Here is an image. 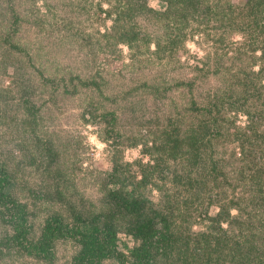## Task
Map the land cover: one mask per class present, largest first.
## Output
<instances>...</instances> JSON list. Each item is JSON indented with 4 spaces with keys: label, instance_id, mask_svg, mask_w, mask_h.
<instances>
[{
    "label": "rangeland",
    "instance_id": "374dc122",
    "mask_svg": "<svg viewBox=\"0 0 264 264\" xmlns=\"http://www.w3.org/2000/svg\"><path fill=\"white\" fill-rule=\"evenodd\" d=\"M224 1L233 9L232 24L223 26L210 18L206 3L197 12L187 9V20L173 16L149 21V15L137 16L131 28L141 35L131 44L116 37L115 30L123 23L118 17L123 0H0V165L12 174L8 189L28 212L30 238L38 237L46 219L57 211L70 218L72 204L86 214L101 211L111 174L126 184L133 175L140 179L143 165L152 164L159 155L152 148L153 139L161 143L170 120L195 121V114L187 111L192 98L207 102V96L231 84L230 73L241 64L249 66L253 56L252 68L261 66L262 7L256 0L207 3ZM156 2L154 9H166L165 0ZM176 34L185 35L183 42L158 56L155 39L164 44L166 37ZM237 34L243 39L235 40ZM255 37L263 48L252 52ZM188 41L196 44L195 53L185 46ZM120 45L127 46L126 53ZM238 49L246 52L243 61L234 58ZM217 68L222 73L215 72ZM231 116L238 125L247 123L242 111ZM91 136H98L107 147L101 151L91 143ZM139 145L143 146L139 156L129 152L132 159L126 160V150ZM229 150L224 153L219 147L215 157L228 158ZM170 162L165 165L172 167H165L155 178L160 184L168 181L174 191L171 182H178L184 166ZM240 187L232 193H239ZM143 193L155 204L164 205L167 199L165 190L153 182ZM242 195L249 199V193ZM216 208L206 199L192 208V234L214 223ZM0 209L6 214H0L3 239L14 233V227L8 221L10 212L4 205ZM237 231L231 234L239 237ZM119 236L118 251L128 256L137 240L124 230ZM78 250L75 240L59 239L55 255L43 259L12 243L0 247V264H73ZM102 264H121V260L110 257Z\"/></svg>",
    "mask_w": 264,
    "mask_h": 264
},
{
    "label": "trees",
    "instance_id": "16d2710c",
    "mask_svg": "<svg viewBox=\"0 0 264 264\" xmlns=\"http://www.w3.org/2000/svg\"><path fill=\"white\" fill-rule=\"evenodd\" d=\"M165 1L166 9L161 11L150 7L147 0H123L125 6L118 12L123 23L115 30L118 40L132 44L139 38L141 33L131 28V20L137 16L149 15V21L150 17L162 21L173 16L187 20L185 11L193 8L197 12L204 3L207 15L217 23L224 26L234 19L232 7L225 1L214 6L208 0ZM256 3L264 12V0ZM184 37H166L164 44L155 39L156 53L161 56L172 52ZM224 39L222 35L217 41L221 44ZM258 40H251L252 52L261 47ZM262 52L264 58V48ZM235 53L236 61H243L246 52L238 49ZM253 58L249 66L241 64L230 73L234 79L231 84L207 94V102H203L205 98L191 99L187 111L195 114V121L170 120L161 143L158 138L153 139L152 148L159 155L152 164L143 165L140 179L133 175L126 184L111 174L101 211L86 214L72 204L70 218L57 211L46 219L40 235L30 238L28 212L8 189L12 174L1 164L0 206L10 212L8 221L13 224L14 233L0 239V247L13 243L29 255L51 259L56 241L71 238L79 245L73 264H102L110 257L119 258L121 264H264V62L258 72L254 71L256 57ZM222 70L217 68L215 72ZM239 111L247 116L245 126L238 125L236 117L231 116V112ZM219 147L224 153L230 149L228 158L215 157ZM170 160L184 166L177 175L178 182H171L174 191L169 190L168 181L160 184L155 178L156 174L162 175L165 167H172L165 165ZM151 182L165 190L164 205L155 204L144 195L143 189ZM237 187L239 193H232ZM244 192L249 193V199L242 195ZM205 199L218 205L220 211L213 217V224L206 223L203 230L192 234V208L202 205ZM233 208L238 210L235 216L231 214ZM0 214L4 216V210L0 209ZM222 221L228 222L229 227H222ZM121 230L137 240L128 256L118 251ZM234 230H238L239 237L231 234Z\"/></svg>",
    "mask_w": 264,
    "mask_h": 264
},
{
    "label": "clouds",
    "instance_id": "9594fccd",
    "mask_svg": "<svg viewBox=\"0 0 264 264\" xmlns=\"http://www.w3.org/2000/svg\"><path fill=\"white\" fill-rule=\"evenodd\" d=\"M105 8H107L109 5L108 4H104L103 5ZM149 6L150 7H157V2L156 0H149ZM103 30V29H102ZM235 40L239 41V40H242L243 37L239 34H237L235 37H234ZM190 51H192L193 53H195L197 51V48H196V44L194 42H191V41H188L186 42V45H185ZM121 48H123L125 50V53L127 52V46L126 45H120ZM153 49L155 48V45L152 46ZM262 53L258 50L256 55L259 56L261 55ZM200 55L202 56L203 53L201 52ZM254 71H259L260 70V65L257 64L256 66H254ZM244 119H246V117H244ZM89 127H91V125H89ZM90 141L92 144H94L97 148H99L101 151L107 147V144H105L104 142L100 141L98 136H91L90 137ZM143 146L142 145H139L137 146V148L135 149H128L126 150V154H125V159L126 160H131L132 157L128 155L129 152L133 153L135 156H139L141 150H142ZM97 159H100V153H97ZM145 162H147V160L145 159ZM220 211L219 208H216L215 209V213H218ZM215 213H210V214H215ZM231 214L232 215H236V210L235 209H232L231 210ZM222 227L224 228H227L228 227V224L227 223H222Z\"/></svg>",
    "mask_w": 264,
    "mask_h": 264
}]
</instances>
